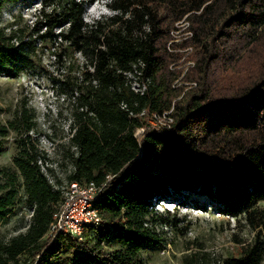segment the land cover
I'll list each match as a JSON object with an SVG mask.
<instances>
[{
	"label": "trees",
	"instance_id": "trees-1",
	"mask_svg": "<svg viewBox=\"0 0 264 264\" xmlns=\"http://www.w3.org/2000/svg\"><path fill=\"white\" fill-rule=\"evenodd\" d=\"M17 1L0 0V75L23 71L38 42L58 58L82 55L79 74L53 79L70 102L62 162L69 164V181L103 184L112 178L96 201L99 225H88L82 238L48 234L62 191L37 162L47 158L32 140L36 113L26 103L0 125L1 139L21 128L27 135L17 140L12 165L0 167V222L13 214L21 185L33 212L21 232L0 237V264H146V247H165L153 199L184 192L215 202L220 214L243 217L255 232L245 245L237 239L239 253L218 264H262L264 0H111L115 15L92 23L83 16L96 0H39L32 31L4 25L3 11ZM180 21L188 27H177ZM185 54L194 65L173 68ZM139 60L149 79L144 95L123 74ZM172 108L170 129L149 123L153 114ZM140 127L145 132L135 137ZM210 259L199 250L182 261L215 264Z\"/></svg>",
	"mask_w": 264,
	"mask_h": 264
},
{
	"label": "rangeland",
	"instance_id": "rangeland-1",
	"mask_svg": "<svg viewBox=\"0 0 264 264\" xmlns=\"http://www.w3.org/2000/svg\"><path fill=\"white\" fill-rule=\"evenodd\" d=\"M39 0H20L8 3L3 14L5 26L12 24L13 28H26L29 31L35 27L39 9ZM60 1L59 5H60ZM111 0H96L87 5L83 19L89 23L100 19V16H113L115 11L107 5ZM57 4V3H56ZM58 5V4H57ZM53 7V6H52ZM48 6L47 9H53ZM51 8V9H50ZM26 30V31H28ZM179 40V38H177ZM176 40V39H175ZM60 48L61 46L51 45ZM54 50V49H53ZM61 52L64 50L61 49ZM57 51V50H55ZM188 60V62H184ZM185 54L173 68L193 66L194 61ZM80 69H76V65ZM84 65L82 55L63 54L61 58L52 50L37 44L36 53L31 56L23 71L14 75H0V125L8 124L16 118L26 105L36 113L37 130L30 132L32 140L38 147L39 156L47 158V168L58 179L64 181L69 174V164L62 162L66 151V139L69 135L70 102L58 92L56 78H65L70 73L79 74ZM184 73L182 74V76ZM181 76V77H182ZM23 128L19 133L12 130L6 138H0V167L11 166L13 157L19 151L17 140L25 135ZM45 134H48L46 136ZM68 164V165H67ZM20 182L23 178L20 177ZM19 200L8 222H0V237L10 238L22 230L18 228L27 222L30 207L26 204L25 190L20 187ZM153 210L158 213L159 221L156 231L162 236L165 247H146L143 257L146 264H183L186 253L205 251L215 259V264L230 254H238L242 245L254 240L255 232L249 228L243 217L226 216L217 211L215 202L193 193L173 195L167 200L153 199ZM264 207V201L260 202ZM173 221L174 225H166L163 221ZM203 247V248H202ZM69 255V254H66ZM264 258V257H263ZM214 262H212L213 264ZM264 264V259L262 261Z\"/></svg>",
	"mask_w": 264,
	"mask_h": 264
},
{
	"label": "built area",
	"instance_id": "built-area-1",
	"mask_svg": "<svg viewBox=\"0 0 264 264\" xmlns=\"http://www.w3.org/2000/svg\"><path fill=\"white\" fill-rule=\"evenodd\" d=\"M189 23L185 21H180L177 23V27L186 28ZM180 30L173 32L174 37L178 42L180 37ZM187 36H191V32L186 33ZM172 42L169 43L171 45ZM145 64L142 60L135 62L132 65L131 70L124 71L123 74L128 80V84L131 89L135 92L144 95L148 89L149 79L144 78L143 68ZM122 109H126L127 105L125 103L121 104ZM173 108L171 110L164 111L162 114H153L149 120V123L158 128H168L172 127L173 117H172ZM146 111L144 110L140 115L144 116ZM133 113H131V116ZM75 129L73 130V132ZM73 132L70 136L73 135ZM145 132L143 127L136 129L134 136L138 137ZM39 158V157H38ZM38 164L41 167L42 173H45L50 184L55 189H61L62 191V201L59 210H57L54 215V221L50 225L48 234H61L68 233L72 236H78L82 238L84 235V230L88 225L96 224L99 225L102 221V218L99 215L96 201L98 197L103 193L105 185L108 180L112 178L111 175H107V179L103 184H97L94 181L89 183L82 184L78 181H69L66 177L64 181H57V178L53 173L47 168V161L44 158L38 159ZM33 210L31 211L30 216L32 215ZM28 218V219H29Z\"/></svg>",
	"mask_w": 264,
	"mask_h": 264
},
{
	"label": "clouds",
	"instance_id": "clouds-1",
	"mask_svg": "<svg viewBox=\"0 0 264 264\" xmlns=\"http://www.w3.org/2000/svg\"><path fill=\"white\" fill-rule=\"evenodd\" d=\"M5 13V10L3 11V13H2V21H3V14ZM4 22V21H3Z\"/></svg>",
	"mask_w": 264,
	"mask_h": 264
}]
</instances>
